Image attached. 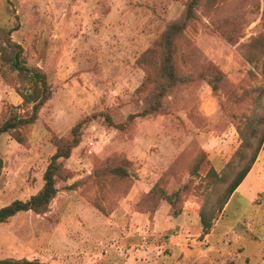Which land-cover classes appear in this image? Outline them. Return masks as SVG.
Here are the masks:
<instances>
[{
    "label": "rangeland",
    "instance_id": "1",
    "mask_svg": "<svg viewBox=\"0 0 264 264\" xmlns=\"http://www.w3.org/2000/svg\"><path fill=\"white\" fill-rule=\"evenodd\" d=\"M184 3L0 0V44L7 35L19 43L52 90L34 123L0 133V206L37 192L56 142L87 119L79 144L61 159L72 177L56 183L47 209L0 222V264H264V138L249 173L217 210L243 166L242 139L254 145L263 134V56L253 52L260 60L251 62L242 54L264 33L263 0H201L175 44L183 82L164 95L159 113L136 117L127 129L112 125L154 102L155 84L136 92L145 75L137 60ZM22 85L0 59V123L30 111ZM112 154L130 162L132 182L123 191L91 178L109 170L103 161ZM210 168L221 181L208 178ZM74 181L80 185L68 188ZM180 187L173 215L160 193ZM211 206L214 218L202 236L199 213Z\"/></svg>",
    "mask_w": 264,
    "mask_h": 264
},
{
    "label": "trees",
    "instance_id": "2",
    "mask_svg": "<svg viewBox=\"0 0 264 264\" xmlns=\"http://www.w3.org/2000/svg\"><path fill=\"white\" fill-rule=\"evenodd\" d=\"M200 1L201 0H185L181 16L167 23L164 30L159 35L156 43L145 50L138 58L137 63L144 69L145 75L139 86L136 88V92L143 93L152 84H155L156 92L154 93V102L142 107V109L137 112L135 111L130 113L125 122L110 123L114 127L121 130L127 129L131 127V123L136 117H145L159 113L164 105L162 100L164 95L167 94V92H169L174 86L183 82L185 78L178 74L174 61L175 44L176 40L182 35L188 24L196 19V10ZM262 14L264 15V0L262 4ZM225 37L231 40V36L225 35ZM242 50L243 56L248 60H252L251 62L260 60L250 55L253 52H256L257 55L263 56L260 66L262 74L264 75V33H260L251 38L242 46ZM0 59L7 63L11 70L17 72L18 78L23 84L22 90L20 91L22 104L30 106V111L25 115L12 114L0 123V133H2L15 130L24 124L34 123L38 117L40 108L50 98L52 90L45 72L37 66L28 65L23 56L21 45L11 40L8 35L4 37V40L0 44ZM208 82L212 89H217V84L214 80ZM261 94H264V89H261ZM86 120V117H84L73 125L71 138L61 139L56 142L55 150L51 154L49 162L42 174L43 183L40 189L31 194L25 200L13 199L9 203L0 206V222L7 220L9 217L21 211L31 210L39 213L47 209L50 201L57 193L58 188L56 183L59 180H66L67 178L72 177L71 173H67L65 171L61 159L68 158L73 148L79 144L81 140V126ZM253 121L258 123L261 119L256 117ZM249 135L253 137L254 131L251 130ZM263 138L264 129L263 134L257 138L254 145L250 143L249 140L247 141L242 139L238 151H243V154L240 156L244 160L243 166L235 173L233 178L225 187L221 205L217 208V210L222 208L230 195L247 175L251 165L256 159ZM16 139H19V137H16ZM103 162L106 164L103 169L108 167L109 170L94 171L91 175L92 180L100 186L107 184L109 191L126 189L128 183L132 182L127 169L130 165L128 159H126L123 155L112 154ZM1 167L2 159L0 158V169ZM197 171L198 170L196 168L195 172ZM221 174H218V172L213 168L208 169L207 172L208 178L217 179L218 181L222 180ZM105 179L108 180L109 184L104 182ZM79 185L80 182L74 181L68 185V188H74L75 186L78 187ZM152 191L153 189L150 190V193H152ZM182 191L183 188L180 187L179 190H176L173 193H167L165 191H161L160 193V198L165 200L170 205L173 215L180 213V207H175V199ZM213 208L212 206L209 209L206 207L199 213L202 236L208 233L211 226L212 219L214 218ZM3 262L5 264H45L43 261L38 259L26 258L18 260L5 259Z\"/></svg>",
    "mask_w": 264,
    "mask_h": 264
},
{
    "label": "crops",
    "instance_id": "3",
    "mask_svg": "<svg viewBox=\"0 0 264 264\" xmlns=\"http://www.w3.org/2000/svg\"><path fill=\"white\" fill-rule=\"evenodd\" d=\"M249 173V172H248ZM242 183V182H241ZM240 183V184H241ZM240 184L237 186V188L235 189V191L239 188V186H240ZM133 192V190L131 191V193ZM133 199H135V195L133 194V197H132Z\"/></svg>",
    "mask_w": 264,
    "mask_h": 264
}]
</instances>
